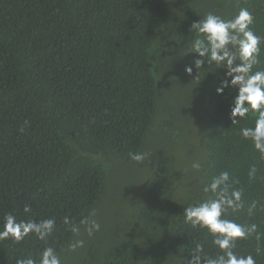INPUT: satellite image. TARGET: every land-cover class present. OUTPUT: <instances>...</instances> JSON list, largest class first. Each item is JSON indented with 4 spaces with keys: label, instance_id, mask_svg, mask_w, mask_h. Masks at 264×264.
<instances>
[{
    "label": "trees",
    "instance_id": "obj_1",
    "mask_svg": "<svg viewBox=\"0 0 264 264\" xmlns=\"http://www.w3.org/2000/svg\"><path fill=\"white\" fill-rule=\"evenodd\" d=\"M168 2L0 0V228L8 213L18 221H56L46 242L33 234L19 244L0 240V264L38 259L46 246L66 250L71 224L88 216L104 191L108 161L131 160L146 147L156 121L157 75L182 66L180 47L153 50ZM241 8L252 13L249 27L262 37L253 72L264 70V0H240L227 17ZM220 81L208 91L194 184L179 183L178 194L171 158L160 155L131 236L106 247L99 264H187L198 243L216 255L212 237L186 224L183 212L212 195L203 187L222 171L237 181L232 187L243 201L227 218L256 226L234 251L264 264V160L240 135L255 118L249 113L232 124L236 89L218 95Z\"/></svg>",
    "mask_w": 264,
    "mask_h": 264
},
{
    "label": "rangeland",
    "instance_id": "obj_2",
    "mask_svg": "<svg viewBox=\"0 0 264 264\" xmlns=\"http://www.w3.org/2000/svg\"><path fill=\"white\" fill-rule=\"evenodd\" d=\"M240 0H169L163 19L155 34L153 50L168 47L181 48L182 66L178 72L157 75L159 91L156 96V121L149 141L141 153L147 154L141 163L132 160L112 159L106 185L93 210L100 223V231L89 237L81 228L80 239L84 246L74 252L60 253L61 264H99L106 247L131 236L137 222L136 213L147 200V192L156 171L160 155H169L172 161V178L177 185H193L197 170L192 164L202 162L204 150L202 136L206 133L205 107L208 91L224 78L225 69L208 65L196 69L198 58L192 44L197 36L190 31L193 22L212 12L226 19ZM176 53L173 52L172 56ZM192 66V73L184 69ZM183 177L186 181H182ZM193 183V184H192ZM178 189V194L182 193ZM92 210V211H93ZM91 211V212H92Z\"/></svg>",
    "mask_w": 264,
    "mask_h": 264
},
{
    "label": "clouds",
    "instance_id": "obj_3",
    "mask_svg": "<svg viewBox=\"0 0 264 264\" xmlns=\"http://www.w3.org/2000/svg\"><path fill=\"white\" fill-rule=\"evenodd\" d=\"M252 23L253 15L247 8H241L231 19L209 12L190 26L192 33L203 37L194 40L190 53L194 52L198 57L193 61L196 69L206 63L225 69L224 78L216 88V93L222 95L226 88L236 89L237 94L233 97L230 108L232 124H239L241 120L248 118L249 113L252 114L255 118L254 126L242 127L240 135L251 141L264 160V70L253 72L254 65L259 62L262 37L249 27ZM192 70V66L184 69L189 75ZM146 155L131 153L130 159L141 163ZM192 168L200 170L202 165L196 162L192 164ZM256 172L257 168L253 166L249 170V176H254ZM234 183L237 181L232 180L229 172L222 171L203 187V192L211 193V196L184 208V222L193 228L206 230L217 249L216 255H208L203 244L198 243L187 264H256L253 255H238L234 251L238 241L246 239L256 229L255 225L246 227L227 218L229 210L235 213L243 207L242 192L232 187ZM23 210L25 213L31 212V207L25 205ZM95 215L93 210L79 224H71L70 231L76 238L68 244V251L74 252L84 246V240L79 238L81 228L89 237L100 231L101 225L94 218ZM63 223L70 224L68 217L64 218ZM55 229L54 218L18 221L13 214L8 213L0 228V240H11L19 244L33 234L40 241L46 242ZM16 264H61V257L56 248L46 246L38 259L18 258Z\"/></svg>",
    "mask_w": 264,
    "mask_h": 264
}]
</instances>
